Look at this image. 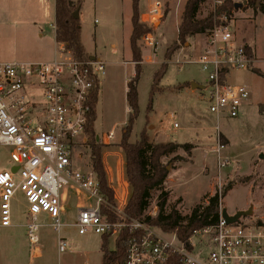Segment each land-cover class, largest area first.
Returning <instances> with one entry per match:
<instances>
[{
  "label": "rangeland",
  "instance_id": "obj_1",
  "mask_svg": "<svg viewBox=\"0 0 264 264\" xmlns=\"http://www.w3.org/2000/svg\"><path fill=\"white\" fill-rule=\"evenodd\" d=\"M152 1L139 0V20L150 28L145 34L153 33L159 41V46L156 56L149 61L151 50L145 45L143 36L138 39L142 55L138 80L139 114L128 140L135 142L143 131L154 143L181 141L192 142L200 147L194 151V156L187 155L183 148H179L171 157L163 158L164 162H169L174 156H180L168 165L169 176L164 183V189L169 192L167 212L175 204L182 214H189L197 203L207 204L208 197L220 191L229 180H237L222 197V209L225 208L229 214H234L252 207L253 213L243 216L242 220L248 222L264 219V158L260 157L264 154V110H261V106L264 109V13L254 6L242 7L239 10L240 14L243 13L239 18L244 20L239 24L240 35L246 37L249 42L254 41L258 61L247 68L229 72V82L249 87L251 96L242 106L238 118L223 117L218 121L209 110V103L203 95L204 88L196 91L189 88L181 91L173 89L177 84L195 81L204 87L207 85V72L194 61L205 47V34L196 38L189 37L175 51L167 62V72L159 84L163 89L155 92L153 109L148 110L154 73L166 62L165 53L178 37L180 19L188 0H161L166 2V14L160 22L151 27L144 19ZM81 2L79 15L84 47L88 55L96 54L106 62L105 74L100 77L97 117L94 123L100 137L99 143L102 145V158H107L113 164L124 159L125 175L128 178L127 160L120 142L130 111L127 100L128 81L136 76L137 63L132 60L130 48L133 1ZM14 3L17 12L21 10L20 13L10 16L13 21L11 23L0 21V61L45 60L47 53L44 50L48 44L45 40H49V44L54 41V0H49L52 14L47 15V18L42 16L45 20L43 24L34 22L35 14L43 11L39 6H43L42 0H14ZM214 6L213 0L203 3L199 16L205 17L213 11ZM255 9L260 12L255 13ZM236 21L234 19V22ZM41 34H44L43 38ZM64 56L66 55L58 54L59 58ZM26 96L40 99L41 92L27 87ZM111 132L114 136L109 138L108 142H103ZM219 135L221 142L226 145L222 154L229 158L228 165L223 168L218 167L216 157ZM90 149L88 143L76 149L74 164L78 170L94 171ZM10 150L8 146L0 145V170L11 166ZM243 177L248 180L239 182L238 179ZM132 191L131 187V195ZM160 193V190L152 192L151 204L145 214L156 211L157 215ZM82 201L90 203L86 195H79L75 189L70 188L69 197L64 204V226L60 233L54 230L48 215H39L36 221L40 224L37 232L40 243L32 245L25 226L29 221L28 203L24 194L18 192L13 200L15 225L11 230L14 244L9 247L6 264H103L100 247L102 237L95 233L81 235L74 226L77 206ZM59 235L69 242L68 250L62 253L58 249ZM0 236H3L1 231ZM38 247L43 249V253L39 258L33 259L32 255ZM108 247H116L114 238L109 239Z\"/></svg>",
  "mask_w": 264,
  "mask_h": 264
},
{
  "label": "built area",
  "instance_id": "obj_2",
  "mask_svg": "<svg viewBox=\"0 0 264 264\" xmlns=\"http://www.w3.org/2000/svg\"><path fill=\"white\" fill-rule=\"evenodd\" d=\"M213 1L215 11L226 0ZM166 8V2L153 0L144 22L155 26L165 16ZM234 12L216 16L213 28L205 34L203 51L194 60L208 74L203 95L218 121L238 118L251 96L249 87L234 85L228 79L231 70L255 62L247 45L236 37ZM143 41L151 50L148 60L152 61L159 41L153 33L145 34ZM59 52L66 56L52 61L0 62V145L11 149V166L0 170V228L13 225V200L22 192L28 203L29 221L25 226L30 243H40L36 218L41 214L48 215L52 227L60 233L65 194L71 188L90 201L77 206L74 226L79 234L107 235L115 243L123 231L131 234L122 264H264V219L244 222L241 218L240 222L229 223L221 206L217 223L197 229L183 240L176 232L147 223L146 216L153 217L156 211L138 216L128 210L130 183L124 160L104 164L106 183L114 194L112 202L102 193L96 172L75 167V151L88 139V101L105 74L106 62L98 56L78 59L64 47ZM27 87L40 90L41 98L27 97ZM113 136L111 132L107 142ZM218 137L217 164L223 168L229 158L222 154L226 145ZM104 205L118 219L108 218ZM68 248L69 242L59 235V251Z\"/></svg>",
  "mask_w": 264,
  "mask_h": 264
},
{
  "label": "trees",
  "instance_id": "obj_3",
  "mask_svg": "<svg viewBox=\"0 0 264 264\" xmlns=\"http://www.w3.org/2000/svg\"><path fill=\"white\" fill-rule=\"evenodd\" d=\"M133 1L132 14V32L130 35V48L132 60L136 61V76L128 81L127 100L130 106L129 117L122 133V146L128 168V181L132 187V195L129 199L127 208L135 215L142 216L151 204L152 192L160 190L158 197L159 211L155 216H146L149 225L158 227L165 232H176L180 239L187 240L192 233L204 226L217 223L221 208V199L233 187L237 180H229L225 183L221 190L216 194L208 197V203H197L189 214H182L173 204L169 212L166 211L168 205L169 192L164 189V183L169 176L168 165L170 161L178 159L180 156H174L169 162H164L163 158L171 157L179 148H183L187 155L191 156L195 145L191 142H152L149 135L141 132L140 138L135 142L128 139L131 136L134 122L139 114V94L138 80L141 72L140 61L142 59L141 51L138 46V39L150 31L145 24L139 20L140 9L139 0ZM208 0H188L185 4L181 21L178 27V37L174 40L172 46L165 53L166 62L161 64L154 73L153 84L150 93V101L148 110L153 109V99L157 90L163 88L159 86L162 78L168 69V61L173 54L185 43L189 37L197 34H206L215 24V18L222 12H234L235 2L226 0L222 6L215 11H211L205 17L199 16V11L203 3ZM259 1V6L256 2ZM81 0L74 2L73 0H55V26L56 40L64 44V48L70 51L73 56L78 59H86L89 55L82 43L81 38V22L80 18L74 16V11L81 8ZM248 6L260 8L264 12V2L261 0H251ZM190 83L177 84L173 86L174 90H180ZM100 84L93 89L91 98L88 101L89 112L87 113V123L85 127L88 136L87 142L90 145L91 165L93 170L98 174L102 193L109 201L114 200L112 190L107 186L104 165L102 158V145L97 139L94 129V123L97 117L96 107L99 97ZM263 111V106H261ZM239 182H246L248 178L238 179ZM207 199V197H206ZM104 214L111 220L118 219V216L112 214L110 209L104 205ZM131 234L123 231L117 239L116 248L110 249L109 236H102L101 251L103 253V264H122L126 257L128 242Z\"/></svg>",
  "mask_w": 264,
  "mask_h": 264
},
{
  "label": "crops",
  "instance_id": "obj_4",
  "mask_svg": "<svg viewBox=\"0 0 264 264\" xmlns=\"http://www.w3.org/2000/svg\"><path fill=\"white\" fill-rule=\"evenodd\" d=\"M36 1H41V0H36ZM43 1V6L40 4V8L42 9L43 8V11L41 13L40 11V14L36 13L35 16H34V22L37 23V24H43L45 22L44 19H42V16L43 18H47V15H51L52 14V10H51V4L49 3V0H42ZM74 1V0H73ZM23 2V1H22ZM75 2V1H74ZM243 7H250V6H243ZM242 8V7H241ZM54 13H55V0H54ZM81 10V8H80ZM239 10H241L240 8L238 10H236L234 12V17L233 19H236L237 21L234 22L233 20V27H234V30H235V34H236V37L239 41L243 42L245 45H247L250 53L253 54V57H254V60L255 62L258 61V59L256 58L257 55H256V51H257V46L254 45V41H251L249 42L248 39L242 35H240V31H239V24L244 20L240 19L239 16L242 15L239 13ZM243 10V9H242ZM21 10H18L17 12V9H15V3H14V0H0V21L5 23V24H8L9 22H13L11 21V17L10 16H15L17 14L20 13ZM256 11H259L257 9L254 10V12L256 13ZM260 12V11H259ZM80 13V11H79ZM238 17H236V14H238ZM264 13V12H262ZM245 15V14H244ZM249 17V16H247ZM181 20V19H180ZM40 22V23H38ZM53 27H54V31H53V38H54V41H53V44H49V40H45L47 41V47L45 48V52L47 53V58L45 60H19V59H8V60H3V61H0V62H9V61H25V62H41V61H52L54 60L55 58L58 57V54L60 53L59 51L64 47V44L61 43V42H58L56 40V26H55V20H54V23H53ZM82 27V26H81ZM42 35V34H41ZM200 34H197L195 36H192V38H196L197 36H199ZM44 37V34L42 35V38ZM81 38H82V35H81ZM253 42V43H252ZM82 43H83V40H82ZM253 45H252V44ZM84 45V44H83ZM190 46H192V42L190 41ZM189 46V47H190ZM86 48V47H85ZM86 52L88 53L87 49H86ZM89 56H97L96 54H93V55H89ZM196 82V81H195ZM198 83V82H196ZM199 84V83H198ZM190 89L191 91H196L197 89L199 88H194L191 86V82H190V85L189 86H184L183 88H181L179 91L181 90H184V89ZM100 90V88H99ZM173 115V114H172ZM176 127V126H175ZM178 127V126H177ZM220 128V127H219ZM94 129H95V126H94ZM95 132L97 134V131L95 129ZM99 136V135H97ZM99 140H100V137H99ZM103 142H107V138L103 141ZM166 142H169V141H166ZM179 142V141H178ZM181 142V141H180ZM181 143H184V142H181ZM192 143V142H191ZM108 148V147H107ZM200 147L196 146L194 147L193 151H192V155L194 154V151L196 149H198ZM103 154H106L103 152ZM108 154V153H107ZM194 156V155H193ZM124 160V159H123ZM119 161V160H118ZM105 162H111V161H108L107 158H103V165L105 164ZM113 163V162H112ZM122 190V187H118V191H121ZM128 191H129V195H131V187L129 185L128 187ZM67 199L69 197V191H67V193L65 194ZM128 195V196H129ZM67 201V200H66ZM66 210V208H65ZM15 225V222L13 221V225L10 226V227H3V228H0V231L1 233H3V236H0V264H6V262L8 261V258H7V253H8V250H9V247H11L14 242V235H13V232L11 230L12 227H14ZM102 237V236H101ZM101 244H102V241H101ZM101 247V246H100ZM111 249V248H110ZM115 249V248H114ZM43 253V249L41 247H38L36 248L35 250V253L32 255V258L33 259H37L39 258ZM103 254V253H102ZM102 263H103V258H102Z\"/></svg>",
  "mask_w": 264,
  "mask_h": 264
},
{
  "label": "water",
  "instance_id": "obj_5",
  "mask_svg": "<svg viewBox=\"0 0 264 264\" xmlns=\"http://www.w3.org/2000/svg\"><path fill=\"white\" fill-rule=\"evenodd\" d=\"M250 1H251V0H245V1H243V2H237V3L235 4V9L238 10L239 8H241V7H243V6H247V5H249V2H250ZM256 5L259 6V1L256 2ZM79 11H80V9H77V10L74 11V16H75L76 18H80ZM191 84H192V87H194V88H203V87H204V86H202L201 84H198V83H196V82H192ZM97 139L99 140V136H97ZM260 157H261V158H264V154L262 153V154L260 155ZM12 170H13L14 172H16V171H17V166H14V167L12 168ZM252 213H253V208H252V207L249 208L248 210H240V211H238V212H236V213H234V214H229V213L227 212V209H225V208L222 210L223 217H224L229 223L240 222V221H241V218H242L243 216H250Z\"/></svg>",
  "mask_w": 264,
  "mask_h": 264
}]
</instances>
